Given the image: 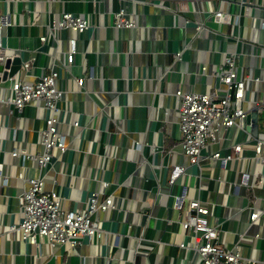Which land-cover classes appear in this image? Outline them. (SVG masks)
Returning a JSON list of instances; mask_svg holds the SVG:
<instances>
[{"label":"crops","instance_id":"crops-1","mask_svg":"<svg viewBox=\"0 0 264 264\" xmlns=\"http://www.w3.org/2000/svg\"><path fill=\"white\" fill-rule=\"evenodd\" d=\"M196 1L0 0V17L5 19L0 41L8 53L33 60L28 80L48 71L54 54L63 59L70 36L77 39L74 61L67 69L59 68L57 81L65 91L59 118L68 149L55 155L43 172L45 188L56 190L65 208L81 209L89 192L106 180V193L116 204L96 215L102 236L83 237L75 247L29 244L18 232L9 231L22 214L24 180L36 168L33 160L11 152L41 151L38 132L45 112L39 101L21 111L4 103L9 82L2 81L0 264H190L193 252L178 246L188 238L177 221L181 211L173 206L174 195L182 189L185 202L199 197L206 203L214 221L221 224L228 247L239 242L244 257H256L264 264V213L250 221L240 173L248 167L264 174V165L214 159L202 162L200 169L188 167L174 185L167 183L170 166L185 162L176 148L172 150L179 137L174 93L177 89L209 92L218 86L210 71L222 63L223 50L232 48L223 35L230 29L210 20L205 24L219 33L196 35L193 21L203 18L208 8L207 2ZM120 8L134 18V28L113 26V15ZM221 8L226 9L225 3ZM64 11L86 17L91 27L81 33L52 29L50 25ZM42 35L47 36L45 41L39 39ZM249 36L264 42V34L256 29ZM239 50L245 52L238 53L241 74L262 78L248 95L264 102V49L242 43ZM177 52L180 59L175 58ZM202 65L207 67L205 74ZM81 76L84 84L79 88L75 78ZM255 124L258 132L264 131V112ZM229 134L237 142L244 139L234 129ZM137 144L142 148L136 149ZM244 154L251 157L253 151L247 148ZM253 191L256 205L264 208V190L257 186Z\"/></svg>","mask_w":264,"mask_h":264},{"label":"built area","instance_id":"built-area-1","mask_svg":"<svg viewBox=\"0 0 264 264\" xmlns=\"http://www.w3.org/2000/svg\"><path fill=\"white\" fill-rule=\"evenodd\" d=\"M196 2L201 5L203 2L208 4L204 17L193 21L196 35L208 36L219 33V30L205 24L206 20H210L230 29L223 35L225 39L230 40L232 48L223 50L226 54L222 63L210 71L218 86L209 92L177 89L174 93L178 101L175 112L179 137L172 150L176 148L185 158V162L170 166L167 176V183L170 186L187 172L188 167L197 166L200 169L204 161L215 159L226 163L228 160L236 159L248 163L254 160L255 164L264 165V131L254 135L251 131L254 122L248 119L253 112H256L257 118L264 112V102H257L248 95L251 86L261 82L262 78L260 74H241L240 68L243 67L238 65V53H245L239 50L242 43L264 49L262 40L249 36L254 29L264 34V0ZM222 3H225L226 9L221 8ZM4 20L0 17V28ZM190 21L186 19V22ZM135 25L134 18L124 8L114 13V27L134 28ZM50 26L52 29L79 33L91 27L86 17L69 11L62 12L59 19ZM39 39L45 41L47 36L42 35ZM76 52L77 39L70 36L63 59L60 60L57 53L54 54L48 71L30 81L27 77L31 75L29 70L34 64L33 60H22L18 72L4 80L9 82V92L2 98L4 103L21 111L25 105L39 101L45 112L44 126L38 132L41 151L32 153L14 149L11 152L14 157L21 156L23 159L33 160L36 168L34 175L24 180L26 186L21 194L22 214L19 221L9 225V231L18 232L20 239L26 243L40 245L44 242L50 248L64 244L75 247L81 243L83 237L89 239L101 237L104 231L97 222V213L116 208L113 195L106 193L109 187V181L106 180L100 181L98 190L89 192L86 205L81 209L65 208L59 193L45 188L43 172L55 155H64L68 149L59 118L60 103L65 91L59 87L57 81L60 77L59 68L67 69L73 63ZM14 56L17 55L8 53L0 41V63L3 64L6 59H12ZM180 57L181 52H177L175 58ZM201 71L205 74L207 67L202 65ZM1 73L2 71L0 75ZM75 81L79 88L84 84L82 76L76 77ZM244 103H249L250 107H244ZM78 125L77 120L72 121L73 127ZM232 129L243 133L244 139L237 142L231 138L229 133ZM135 147L142 148L140 144ZM152 148L156 149L154 146ZM247 148L253 151L251 157L244 154ZM240 173L241 184L247 190V206L251 209L250 221L254 223L264 213V208L256 205L258 197L253 191L257 186L264 190V174L255 168L250 171L248 167ZM19 177L22 178V175ZM185 196V189L176 193L173 206L181 211L177 221L188 238L187 241H181L178 246L193 252L190 264H263L256 257H244L239 242L228 247L222 239L221 224L214 221L216 219L212 217L213 213L206 203L199 197L188 198L185 202ZM255 237H259V234L256 233Z\"/></svg>","mask_w":264,"mask_h":264},{"label":"water","instance_id":"water-1","mask_svg":"<svg viewBox=\"0 0 264 264\" xmlns=\"http://www.w3.org/2000/svg\"><path fill=\"white\" fill-rule=\"evenodd\" d=\"M21 62L22 59L20 56H14L12 59H6L3 64L0 63V71H2L0 75V82L6 80L7 77L17 73L20 68ZM248 119L254 122L251 127V131L254 135H256L258 132L257 125L255 124V122L257 121L256 112H253L251 115H249Z\"/></svg>","mask_w":264,"mask_h":264},{"label":"rangeland","instance_id":"rangeland-1","mask_svg":"<svg viewBox=\"0 0 264 264\" xmlns=\"http://www.w3.org/2000/svg\"><path fill=\"white\" fill-rule=\"evenodd\" d=\"M260 117H261V119L263 118V116H262V115H261ZM167 148H168V145H167ZM167 148H166V149H167Z\"/></svg>","mask_w":264,"mask_h":264}]
</instances>
